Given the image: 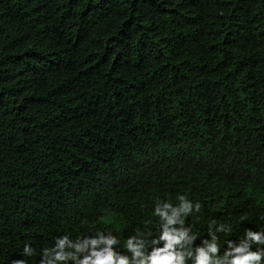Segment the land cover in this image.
Segmentation results:
<instances>
[{
  "label": "trees",
  "instance_id": "16d2710c",
  "mask_svg": "<svg viewBox=\"0 0 264 264\" xmlns=\"http://www.w3.org/2000/svg\"><path fill=\"white\" fill-rule=\"evenodd\" d=\"M180 196L187 264L264 232V0H0V264L100 231L131 255Z\"/></svg>",
  "mask_w": 264,
  "mask_h": 264
},
{
  "label": "clouds",
  "instance_id": "9594fccd",
  "mask_svg": "<svg viewBox=\"0 0 264 264\" xmlns=\"http://www.w3.org/2000/svg\"><path fill=\"white\" fill-rule=\"evenodd\" d=\"M179 205L173 207L170 203H163L162 207L158 204L155 208V215L160 221H166L163 234H160L155 239H148L145 233L137 230L136 235L127 239L124 248L131 255L117 253L113 250V245H120V240L117 239L111 232L107 236L104 232H97L95 236L85 237L83 239L71 240L68 236L58 238L56 245L61 251L56 252L55 260H47L45 264H55V261H75L76 264H187V261L192 258V252L185 250V244L191 245L192 241L197 237L193 234L188 235L191 230H177L169 228L177 222L180 213L185 214L191 212L193 204L185 196H180ZM200 204H195V209L199 211ZM172 211V215H168V211ZM184 223V220L180 221ZM218 231H230V228L225 230V226L221 225ZM212 242L204 240L206 247H197L195 256V264H264V232L247 230L245 238L241 240V246L237 247L236 242L228 241V248L224 252L223 259L219 257L220 248L218 245V237L211 233ZM161 241L165 242L164 247H154L149 254L147 248L152 245H158ZM150 242V243H149ZM255 244L256 250L253 251L251 245ZM100 245H105L99 248ZM67 246L71 251H64ZM179 247V251L177 248ZM99 248V250H97ZM25 253L31 255L32 249L30 246H25ZM49 250L45 249L47 255ZM88 253L80 258L81 254ZM16 264H26L25 261H17Z\"/></svg>",
  "mask_w": 264,
  "mask_h": 264
}]
</instances>
